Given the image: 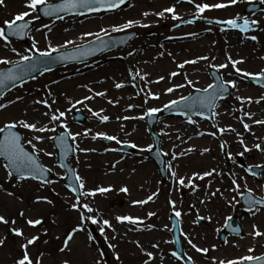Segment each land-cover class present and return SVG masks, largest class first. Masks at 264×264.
<instances>
[{
    "label": "rangeland",
    "instance_id": "obj_1",
    "mask_svg": "<svg viewBox=\"0 0 264 264\" xmlns=\"http://www.w3.org/2000/svg\"><path fill=\"white\" fill-rule=\"evenodd\" d=\"M26 2L3 0L0 4V27L5 26L4 21L28 11ZM196 3H223L228 6L207 10L201 19L187 24L185 21L196 16ZM251 3H259L261 9L253 14L246 12V6ZM169 7L175 9L180 20H173L172 13H165L164 17L157 15ZM35 15L33 13L26 18L34 20L27 42L0 39V60H7L8 64L19 61L20 56L12 52V48L22 55L33 54L30 49L34 41L36 47L44 51L48 50L49 43L60 47L68 40L74 41L69 48L96 38L85 36V33H100L103 36L136 31L138 35L123 48H116L81 65L43 74L0 100V104L7 105L0 108V127L25 120L36 123L37 127L56 129L55 132L36 133L17 125L23 134L24 144L53 171L55 180L49 185L32 179L22 181L12 178L0 159V216L9 221L8 224L0 222V240L4 241L0 245V264H16L22 255L21 245L25 237H38L28 249L33 264H95L97 260L101 264H145V260L149 264H181L171 255L175 250L169 218L174 211L181 213L185 248L196 264H220V261L227 264L229 260H239L247 255H262L264 209L246 212L240 195L251 189L255 195L263 197L264 176L260 179L249 177L239 160L242 158L250 165L264 163V123H257L264 121V89L248 79L253 74L264 72V3L261 0H238L235 4L230 0H192V3L188 0H180L179 3L178 0H130L120 10L110 13L101 11L48 20L41 17L35 19ZM236 17L256 20L258 25L252 26L248 33H241L237 29L229 31L226 24L217 23ZM129 20L138 23L122 32L112 31L114 26L125 25ZM45 24L51 30L45 28ZM101 29H107V34ZM251 36L257 39L252 40ZM161 53L164 55L161 56ZM229 56L233 60H243L236 65L241 69L240 73H236L229 63ZM200 57L209 59L186 64L183 69L178 67L185 61ZM221 64H228V67L219 68ZM212 68L218 69L225 81H236L232 94L218 103L214 122L193 117L191 119L196 123L190 124L182 118H164L162 111L159 112L161 116L156 129L162 133V148L169 162V180L163 183L148 157L152 139L144 120L145 114L153 107L163 109L165 104L186 96L196 88H208L212 84L209 74ZM172 72L178 75L172 77ZM245 72L249 73L247 77L243 75ZM133 74L137 76L135 80L132 79ZM189 80L191 85L187 84ZM116 83L125 86L117 89ZM180 84L185 87H177ZM169 87L175 91L168 93ZM97 92L106 95L96 96ZM149 92L158 95L159 99L149 98L145 103V94ZM43 100L55 103L52 108L35 103ZM77 110L87 116L82 124L73 118V112ZM45 112L49 115L45 116ZM53 112H64L65 115L51 123L49 116ZM93 112L107 115L109 120L102 123ZM244 123L249 125L248 129L243 127ZM65 125L76 147L71 163L83 182L80 201L67 190L65 173L56 163V150L52 139H49L62 132ZM221 128L225 129L223 133ZM98 133L116 137L120 143L135 144L138 154L135 157L116 154L120 143L116 140L114 144L105 143ZM210 133H215V136ZM34 135L44 139L33 141L36 147L32 148L27 141ZM250 135L257 139L250 140ZM240 140L244 141L243 145ZM221 144L227 145L225 150ZM256 144H260V149H256ZM245 145L251 151L241 156L239 153L244 151ZM173 153L176 159H173ZM226 158H229L228 162ZM212 169L216 170L215 173L205 176L204 180H189L193 174L202 175ZM173 171L176 177L171 175ZM179 178L185 180L183 186L179 185ZM233 179L240 185L241 192L231 190ZM101 188L105 191L100 192ZM217 189L220 191L217 192ZM224 189H228V193H224ZM183 191L185 195L181 196ZM214 192L216 195L212 196ZM233 196L238 202L229 205L228 201ZM117 198L123 199V205L107 207V203ZM142 201L145 203H140ZM170 201L175 202L174 210ZM85 204L93 209L91 213L83 207ZM191 207L195 208V212L190 210ZM82 215L96 219L97 223L92 224L90 219L82 222ZM197 215L204 217L206 223H196ZM228 216L237 217L244 233L241 236L228 235L227 242L222 244L219 236ZM117 217H131L137 223L119 222ZM29 219H40L45 223L42 227L30 226L27 224ZM104 220L109 221L111 226L104 225ZM92 226L97 228L96 236L90 232ZM10 228L22 230L23 236L14 232L11 239ZM78 228L81 230L76 231ZM255 230L262 235L255 237ZM69 235L71 240H67ZM189 239L201 249L200 252L191 247L187 242ZM205 248L208 252L203 251ZM249 248L255 251L249 253ZM101 252L103 257L99 255ZM147 252H152V258L146 256Z\"/></svg>",
    "mask_w": 264,
    "mask_h": 264
},
{
    "label": "snow or ice",
    "instance_id": "obj_2",
    "mask_svg": "<svg viewBox=\"0 0 264 264\" xmlns=\"http://www.w3.org/2000/svg\"><path fill=\"white\" fill-rule=\"evenodd\" d=\"M127 2V0H55V2H49V0H27L25 7L28 9V11L18 13L15 15L11 20L4 21V27H0V39H2L5 42L9 41L10 37H17V38H23L25 35L28 34V32L31 30L34 20L33 19H26L27 17L32 16L33 13H35V19H39L42 16L44 17H57L59 19H63L64 17L61 15L62 13H68V14H79L84 15L86 13H93V12H100V11H113L115 9L120 8L122 5H124ZM180 0H178V3ZM189 3H192V0H188ZM232 4H235L238 2V0H230ZM3 3V0H0V4ZM261 3H264V0H261ZM228 5L223 3H216L214 5H209L207 3H196L195 8L197 9V13L194 19H190L185 21L187 24H193L196 22L197 19L202 18V14L205 13L207 10H210L212 8L220 9L227 7ZM165 13H172V19L173 20H180L181 17L175 14V9L173 7H169L164 9L163 11L159 12L157 15L160 17H164ZM144 15H148V13H145ZM138 22L129 20L125 25H119L114 26L112 31L114 32H122L126 29H130L134 26H136ZM217 23H224L227 24L232 29H239L241 33H248L252 26L258 25V22L256 20H249L248 18L243 17H236L233 19H229L227 21H217ZM143 27H148V25H141ZM45 28H49L50 26L45 24ZM39 30V29H38ZM223 30V29H222ZM101 32L104 34H107V29H101ZM85 36H95L96 37V47H88L84 45L75 46L76 51H67L69 45H74V41L68 40L65 44L61 45L60 47H54L51 45V43L48 44V50L41 51L39 48L36 47L35 41L31 45L30 51H32L33 54H21L19 52H16L15 48H12L11 51L15 52L18 56H20V60L15 62L12 67H8L3 71H0V89L8 88L11 85L16 84L17 81H23L28 76H31L33 73H40L43 74L46 71H50V65L53 62L56 61H67V60H76L80 59L82 57H86L88 55H92L95 53L96 49L99 48V50L103 51L108 47H111L112 44L115 42L106 41L103 39L100 33H85ZM252 40H256V36L250 37ZM61 48L65 49L61 54ZM39 56V59H37V54ZM56 53L57 55H53ZM161 56L164 54L161 53ZM168 55H171L169 53ZM208 57H200L198 60H190L185 61L184 63H181L178 65L179 68L183 69L186 64H195L198 63L199 60H207ZM229 63L233 67L236 73H240L241 69L236 67V65L243 63V60H233L231 56L228 58ZM9 61L7 60H0V65H7ZM213 67H216L213 65ZM219 68H226L228 67V64H221L218 66ZM177 72H172L171 76L175 77L177 76ZM245 77L249 75V73L245 72L243 74ZM260 77H264V72H261ZM137 76L133 74L132 79L135 80ZM143 79V77H141ZM161 80L164 79V77H160ZM216 80L218 83L209 84L208 88L203 90H197L201 91L202 94L198 96H185L181 97L180 100H172L170 103L164 105V110L171 111L173 107L179 108L181 104L183 105L184 112L183 114L188 116V122L190 124L196 123V121L191 119V115L201 116L203 114L204 110H208L210 113L212 110L217 107V100L219 98H222L226 92H228V85L230 84L232 88H236V81H225L222 77L216 76ZM188 85L192 84V81H187ZM125 85L122 83H116L115 87L117 89H120L124 87ZM177 87H185L184 84L177 85ZM91 91V89H89ZM175 91L173 87H169L167 89L168 93H172ZM96 96H105L106 93L104 92H97L95 93ZM92 97H85V99H91ZM159 99L158 95H153L150 92L145 94V103H147L148 99ZM19 99V98H18ZM239 99V98H237ZM83 101H78L77 103H82ZM259 102V101H257ZM35 103H43L48 108H52V104L55 103L53 101L51 104L47 100L43 101H35ZM109 103H112V101H109ZM7 107V105L0 104V108ZM162 109L160 108H150L147 110V116L153 117L155 114L161 112ZM94 116L99 117L101 122H107L109 120V117L107 115L101 116L98 112L92 113ZM214 114V113H213ZM45 116H48L49 113L45 112ZM65 115L64 112H53L49 116V121L51 123H55L61 119ZM248 115V114H246ZM124 119H129V117H125ZM135 119V117H133ZM139 119H143V117H139ZM257 123H264V121H257ZM17 125L24 129H28L32 132L36 133H43L46 131L55 132V128H48L47 126H40L37 127L36 123H28L25 120H19L17 122H10L6 123L2 127H0V157H3L6 163L3 165L5 169H11L12 171L8 174L11 176L13 173L17 174L20 180H26V179H33V180H40L41 182L45 181V178L47 177L49 169L45 168L39 161V156L37 153H34L32 151L26 150L25 144L22 143V136L20 133L16 130ZM67 127L66 125L64 126ZM243 127L245 129L249 128V125L247 123L243 124ZM225 129L221 128L220 132L223 133ZM230 131H235V129H230ZM211 135L215 136V133H210ZM98 136H103L104 139L107 140H116L117 143H120L119 140H117L116 137L108 136L102 133H98ZM200 135H204V133H200ZM72 136L70 132L60 134L58 136L49 137V139H52L55 144H58V146L61 149V155L62 158L66 159L67 156L71 151H73L72 147L68 144V138ZM96 137L94 136L93 139ZM44 139L41 136H32L31 139L27 141L28 144L32 145V148H35L36 145L33 143V141H39ZM74 139V137H73ZM240 144L243 145L244 141L240 140ZM132 147H136V145H132ZM226 144H221V148H226ZM256 149H260V144L255 145ZM85 151V150H82ZM149 151H151V148H149ZM187 151H193L192 149H188ZM205 152L209 151L208 149H204ZM251 149H248L247 146H244V151L239 153V155L243 156L244 152H249ZM46 155H49V153H45ZM185 153H181V155H184ZM231 158V157H229ZM173 159H176L175 153H173ZM61 167L67 168V165L64 163H61ZM114 167V165H113ZM255 167H260L259 165ZM68 171H73L72 169H68ZM215 169H212L210 171L205 172L204 174H193L192 177L189 178V180L193 179H199L204 180L205 176H212L215 173ZM249 173L252 175H260L264 174V169H262L261 173H256L254 171L253 167H249L247 169ZM173 177H176V172L173 171L171 173ZM73 184H72V191L78 192L79 189L83 188V182L81 181V178L73 174ZM77 182H79L77 184ZM179 185L183 186L185 184V180L183 178L178 179ZM232 191L233 192H241L240 185L237 184L236 180H232ZM191 187H195L194 185H189ZM100 192H104L105 189L101 188L99 189ZM123 191H127V189H123ZM220 190L217 189V192ZM94 194V193H93ZM216 193H212V196H215ZM251 197V198H249ZM242 198L245 199V202L247 204V210L252 211L253 209L259 210V206H264V198L261 199H255L252 197V190L247 189V196H243ZM151 199V198H150ZM238 202L236 200V197L233 196L231 201H228L229 205H232L233 203ZM140 203H145V201H142ZM203 204L204 201H201ZM170 205L175 209V202L170 201ZM84 208L87 209V212L91 213L93 209L89 207L88 205H83ZM253 214H255L253 212ZM21 216H23V213H20ZM149 215H154L153 213H149ZM174 215L176 217H180L181 213L179 211H174ZM91 220L92 224H96V219H93L88 216H81V221L84 220ZM205 219L204 217H197L196 223H199L201 220ZM207 219H211V217H208ZM117 220L119 222H123L127 220L129 223L135 224L137 221L133 220L131 217H117ZM227 220L229 222L232 221V217H227ZM0 222H3L4 224H8L9 221L6 220L3 216H0ZM14 224L15 221H12ZM27 224L32 225H39L41 224V220L37 219L35 221L29 219L27 220ZM104 225L111 226L109 224V221L104 220ZM176 227H179V225H175ZM255 229V226H254ZM81 229H76V231H79ZM12 231L15 232L17 236H23L22 230L19 229H12ZM102 231V229H101ZM232 231L239 235L241 228L239 226H236L232 229ZM262 233L259 230L254 231L255 237H260ZM25 242L21 245V251L22 255L19 257L16 261V264H33L32 259H30L29 256V246L33 245L35 241L38 239V237H32V238H24ZM72 236L69 235L67 237V240H71ZM89 239L92 240L93 237L91 234H89ZM107 239V237H105ZM193 249H195L197 252H200L201 249L197 247L196 244L192 243V241L189 239L187 241ZM4 241L0 240V245H3ZM109 247H114L113 245H109ZM153 247H157V245H153ZM204 252H208V249H203ZM255 250L253 248H249L248 252L253 253ZM100 257H103V253L101 252ZM152 252H147L146 256L148 258H152ZM171 255L175 257L177 260H180L183 258L184 254L177 252H172ZM117 260H119V256L116 257ZM188 262L192 261V258L189 256L187 257ZM38 264V262H37ZM95 264H101L100 260H97ZM145 264H149L148 260H145ZM220 264H225V261H220ZM227 264H264V256H253V255H247L242 257L241 259H232L227 261Z\"/></svg>",
    "mask_w": 264,
    "mask_h": 264
},
{
    "label": "water",
    "instance_id": "obj_3",
    "mask_svg": "<svg viewBox=\"0 0 264 264\" xmlns=\"http://www.w3.org/2000/svg\"><path fill=\"white\" fill-rule=\"evenodd\" d=\"M128 1V0H127ZM127 3V2H126ZM125 3V4H126ZM123 6V5H122ZM258 8V7H257ZM66 14H68V13H62L61 15L62 16H64V15H66ZM43 18H50V17H44V16H42ZM52 18V17H51ZM55 18H57V17H55ZM137 35V33H131V34H126V35H121V36H117V37H104L103 39H105L106 41H110V42H115L114 44H112V46L111 47H108V48H106L105 50H103V51H101V50H99V48H97L96 49V51H95V53L94 54H92V55H88V56H86V57H82V58H80V59H76V60H67V61H56V62H53V63H51V65H50V68H51V70H53V69H55V68H58V67H61V66H66V65H71V64H74V63H81V62H85V61H89V60H91V59H94V58H96L97 56H99V55H101V54H103V53H105V52H107V51H109V50H112V49H114V48H116L117 46H121V45H125L126 43H128L134 36H136ZM14 38H17V37H14ZM17 39H20V40H22V41H25L26 39H27V35H25L23 38H17ZM84 46H88V47H96V40L95 41H93V42H91V43H89V44H86V45H84ZM64 51H66V50H64ZM64 51H61V54L64 52ZM67 51H76V47L75 48H72V49H69V50H67ZM54 56L55 55H57L56 53L55 54H53ZM37 59H39V56L37 55ZM13 66V65H12ZM11 66V67H12ZM3 70H5V69H1L0 71H3ZM38 74H40V73H33L31 76H28L25 80H23V81H17L16 82V84H14V85H11L10 87H8V88H3V89H0V97L2 96V95H4L7 91H9L10 89H12L14 86H16V85H18V84H20L21 82H24V81H26V80H28L29 78H32V77H34V76H36V75H38ZM216 76H220V77H222L216 70H213L212 71V77H213V79H214V82L215 83H218V81L216 80ZM230 91H231V89H230V87H229V85H228V92H226L225 94H224V96H226V95H228L229 93H230ZM202 94V92L201 91H197V92H194L193 94H191L190 96H198V95H201ZM223 96V97H224ZM222 97V98H223ZM219 99H221V98H219ZM218 99V100H219ZM217 100V101H218ZM183 112H184V109H183V105L181 104V106L179 107V108H177V107H173V109L171 110V111H169V110H165V115L166 116H170V115H173V114H183ZM78 117L80 116V113H77L76 114ZM184 115V114H183ZM201 116H204V117H207V118H209V119H211V118H213L212 116H213V110H212V112L210 113L208 110H204L203 111V114L201 115ZM83 120V119H82ZM150 123V130H151V132L153 133V135L156 137V140H155V143H156V150H153L152 151V156H153V158H155L156 159V161H157V163L160 165V167H161V170H162V172H163V174L165 175V172H166V169H165V162H164V157H162V156H160V154H159V152H160V136L159 135H155V133L153 132V127H154V124H155V122L154 121H149ZM68 144L71 146V143H70V137L68 138ZM58 145V144H57ZM72 147V146H71ZM58 148V161H59V163H60V165H61V163H64V164H68V160H69V158L73 155V151H71L70 153H69V155L67 156V158L66 159H64V158H62V155H61V149H60V147L58 146L57 147ZM72 149H73V147H72ZM68 165H67V170H68ZM11 170V169H10ZM12 171V170H11ZM14 175H17V174H15V173H13ZM18 176V175H17ZM72 177H73V174L72 173H68V177H67V183H68V185H70V186H72V184H73V179H72ZM51 179V175L49 174V172H48V174H47V177L45 178V181H49ZM72 188V187H71ZM75 193H78V192H75ZM117 204V203H116ZM119 204V203H118ZM246 204V203H245ZM247 205V204H246ZM172 221H173V223H174V237H175V245H176V250H177V253L178 254H180V253H183L184 254V256H183V258L181 259L182 260V262L184 263V264H193V262L191 261V262H188V260H187V257L185 256V253H184V249H183V244H182V241H181V237H180V226L179 227H176L175 225H179V222H178V219H177V217L175 216V215H172ZM200 222H202V220L200 221ZM232 229H233V227L231 226V224H229V225H227V227H226V230H228V231H232ZM233 232V231H232ZM234 233V232H233ZM225 240H226V234L225 233H222V241L223 242H225Z\"/></svg>",
    "mask_w": 264,
    "mask_h": 264
},
{
    "label": "flooded vegetation",
    "instance_id": "obj_4",
    "mask_svg": "<svg viewBox=\"0 0 264 264\" xmlns=\"http://www.w3.org/2000/svg\"><path fill=\"white\" fill-rule=\"evenodd\" d=\"M261 164H263V163H261ZM253 165H256V164H253ZM262 176H264V174H262L260 177H262ZM260 177H257L256 179H260Z\"/></svg>",
    "mask_w": 264,
    "mask_h": 264
},
{
    "label": "bare ground",
    "instance_id": "obj_5",
    "mask_svg": "<svg viewBox=\"0 0 264 264\" xmlns=\"http://www.w3.org/2000/svg\"><path fill=\"white\" fill-rule=\"evenodd\" d=\"M199 140H201V139H199ZM199 140H198V141H199Z\"/></svg>",
    "mask_w": 264,
    "mask_h": 264
}]
</instances>
